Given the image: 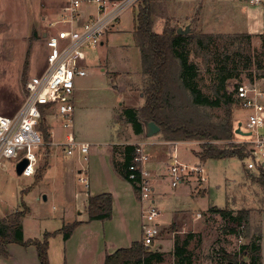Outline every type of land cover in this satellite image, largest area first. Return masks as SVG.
<instances>
[{
    "label": "rangeland",
    "instance_id": "rangeland-1",
    "mask_svg": "<svg viewBox=\"0 0 264 264\" xmlns=\"http://www.w3.org/2000/svg\"><path fill=\"white\" fill-rule=\"evenodd\" d=\"M105 1L109 2L111 0ZM158 2L160 11L163 10V17L160 15L155 17L153 28L157 33H162L166 23L183 29L185 26H189L196 33H226L224 32L227 30L226 25L223 23L225 17L222 14L219 15V20H216V22H207L206 14L204 13L208 11L204 7L205 0L188 2L183 0H158ZM0 3V112L11 115L22 103L25 90L24 83L30 76L38 74L45 67L48 49L46 48L43 34L44 32L52 31L53 22L60 18L61 13L59 11L62 2L61 0H8V2L1 1ZM133 4L130 5L132 6ZM96 6L97 3L95 2H83L81 10L83 7H87L89 9L88 14L92 13L96 16ZM130 7L120 11L117 21L107 27L105 35H109L108 42L104 43L103 46L104 49H106L107 45L110 47L108 61L112 64V67L121 72H127L122 73L117 78L118 84L123 88H126L129 83H132L138 77H142L137 47L134 46L132 37L126 32L133 23L134 11ZM109 9H111V5H108ZM34 32L36 33L35 37L33 36ZM227 34L236 33L230 32ZM261 36H254L250 41V53L254 56V65L250 69L242 70L239 78H237L238 80H231V86L239 83L240 86L253 87L264 92V49L261 43L263 36ZM190 58L198 62L200 67V85L202 90L204 89L208 93L207 86H209L211 81L209 79L210 75L204 71V63L201 62L200 58H194L192 54ZM90 61H87V76L80 77L83 78V87L78 90L79 97L75 99L76 104L73 116V132L76 135V140L88 141L92 144L87 151V159L91 157L93 148L104 147L105 142L111 138L110 134L116 135L115 123L110 115L112 106H117L122 101L123 103L125 101V104L132 103L135 105L138 102H140L139 104L143 102V99L137 93L133 94L131 102H127L125 97H123L114 103L112 98V92L114 91L111 90V86L109 89L107 76L100 71L99 66L94 65ZM76 83L75 88L78 84ZM231 109L233 127L236 128L239 121H241V128L244 130L248 113L237 103L236 96H234V103ZM207 112L212 114V120L215 122L225 115L222 108H210L207 109ZM49 123H51L50 120ZM53 129L55 130L52 136L57 140L63 139V130L57 125H54ZM260 131L264 132V129ZM143 139L140 142L146 143V151L150 153V161L154 159L153 154H157V148H164L165 153L168 155L166 159L168 161L169 158H172V153H175L173 150L175 145L177 150L176 159L179 162L188 163L189 165L198 164V160L194 155V152L201 151L200 141L198 140L167 141L160 131L151 137H144ZM252 141L253 138L241 134H237L234 137L235 143H244L246 148L249 149L250 156L244 159L239 160L231 157L210 160L213 163L212 171H210V167L207 164L205 166L198 165L203 167V172L201 174L193 172V176L188 178L194 190L193 193L196 195L194 197L191 196L190 190H188V188H191L189 184L178 183L173 186L170 185L168 178L163 179L161 184H156V191L160 192L162 190L161 194L166 196L165 200L156 201L161 210L160 213L162 212L163 214L162 218L165 223L171 221L173 210L176 209L189 211L191 216L187 215L186 218L188 220H197L194 223L188 222L186 225L185 215L183 214L181 220L173 222L170 226L162 228V230L160 229L159 237L163 235V238H168V240L163 242L165 244L163 247L164 260L159 264H225V261L234 264L233 260L223 257L224 252L235 255L237 260H242L243 258L245 264H249V258L240 253L241 246L255 239L257 240L259 236L262 253L261 264H264V199L261 188L256 183H251V175H257L259 166L257 169L248 170L252 172L251 174L248 173L249 175L246 171H243L244 173L240 172L244 168L247 169L245 165L252 158L253 150L256 151V158L259 157V149L255 148ZM214 142L222 147L231 141L222 139ZM44 152L42 150V155L37 162L36 173L30 177L18 175L15 172L17 163L15 158L4 160V166H0V217L4 212H9L8 209L15 208L18 211L22 208L24 209V206H28L30 214L25 217L26 220L24 221L28 237L38 234L40 228L49 229L59 225L53 219H57L59 216L63 202L62 195L57 192L55 197L54 195L51 196L52 190L49 188L66 185L67 188L72 189V185H75V189H80H77V192L87 191L78 182L77 170L73 164L80 154L74 152V154L68 155L61 149L57 151L59 153L57 162L54 163L51 169L47 170L44 179L41 182L34 183L41 169H44L47 163L48 154L45 156ZM169 152H171V156ZM87 161L84 158H78L80 164ZM154 174L155 171L152 172L151 177ZM205 185L208 190H203ZM42 187L48 188L47 192L49 191L48 200L44 202L36 200ZM195 190L206 191V194L202 196ZM83 197L85 195L73 200V195L71 194L68 197V202L71 198L74 205L83 213L82 215L86 216L84 208L79 205ZM211 206L227 207L234 211L247 208L251 211L249 225L245 227L241 225L232 233L229 228L233 225L228 223V219H222L219 214L211 212L209 210ZM190 217L191 219H189ZM48 218L52 219L53 223L47 224L45 219ZM111 218L112 215L109 219L101 221L110 220ZM136 218V216L132 215V220L134 221L132 235L135 239L140 237V233L136 229L139 221ZM174 220H176V216ZM56 222L58 221L56 220ZM189 233L192 235L186 246V252L183 254L182 261L181 259L178 260L173 255L174 237L177 236L180 239L179 244L183 245L184 240L188 239ZM78 234L73 238L74 241L69 245V248L64 247L65 255L63 254V256L68 258V264H102L103 259L100 252L110 249V242H106L101 236L98 243L99 249L93 254L91 250L94 248L95 241L91 239L87 241L85 234ZM60 238L62 237L58 236L52 240L53 247L50 250L52 263L50 264H67V259L60 255L62 245L59 241H56L60 240ZM157 243L158 238L150 249H156ZM76 247H80L77 254L75 251ZM8 257L9 253L4 258L7 259ZM0 259H2L1 256ZM1 261L0 264H4ZM7 264H10V262H7Z\"/></svg>",
    "mask_w": 264,
    "mask_h": 264
},
{
    "label": "trees",
    "instance_id": "trees-1",
    "mask_svg": "<svg viewBox=\"0 0 264 264\" xmlns=\"http://www.w3.org/2000/svg\"><path fill=\"white\" fill-rule=\"evenodd\" d=\"M131 8L134 11V43L140 51L139 64L145 81L142 89L144 105L140 108H123V115L132 124L134 132L143 133L144 121L152 120L160 127V133L167 141L198 140L201 151L197 155L202 162L231 157L240 160L250 156L244 143L234 142L237 133L233 127L231 107L240 84H230L231 80H238L242 70L250 69L255 63L254 56L250 53V35L196 33L191 27L188 33L179 34L178 28L168 23L164 25L162 33H157L153 28L155 17H163L158 0H138ZM33 36H36L35 32ZM261 43L264 49V39ZM191 54L194 58L201 59L204 71L210 75L208 93L201 88L200 67L198 62L190 58ZM60 98L57 95L48 102L39 104L41 117L38 128L46 143L51 136L45 112ZM210 108H222L225 115L215 122L212 114L207 112ZM222 139L231 142L222 147L214 142ZM135 147L136 144L124 145L123 160L112 161V166L133 186L138 198L139 187L129 179L128 169L134 158ZM251 180L261 188L264 199V167L259 166L257 175H251ZM87 205L89 221L109 219L112 215V196L109 192L89 196ZM209 210L219 214L222 219H228V223L233 225L229 228L232 233L241 225H249V209L234 211L227 207L212 206ZM28 211L24 206V209L0 218V255L8 256V244L34 245L40 264H50L49 237L61 234L66 240L81 222H67L56 231L44 233L41 239L25 241L22 219ZM191 235L188 234L183 245L179 244L180 239L177 236L174 237L173 255L176 259L182 261ZM259 240L260 236L257 240L241 246L240 253L249 258V264L261 263ZM223 254L225 259L233 260L234 264H245L243 258L237 260L235 255L225 252ZM163 255L160 250L146 248L141 240H136L128 247H119L113 253L106 254L104 264H159L164 260ZM225 264L228 263L225 261Z\"/></svg>",
    "mask_w": 264,
    "mask_h": 264
},
{
    "label": "crops",
    "instance_id": "crops-1",
    "mask_svg": "<svg viewBox=\"0 0 264 264\" xmlns=\"http://www.w3.org/2000/svg\"><path fill=\"white\" fill-rule=\"evenodd\" d=\"M1 1L2 2L3 1L8 2V0H0V2ZM111 1H113V0H111ZM183 1L188 2V1H193V0H183ZM61 2H62V5L60 7L59 12H61V8L65 4L64 0H61ZM0 5H1V3H0ZM204 7H205V9L208 10V11L204 12L206 14L207 22H209V21L216 22V20H219V15H221V14L223 15V17H225L223 23L226 25L227 30H225L224 32H226V33H230V32L246 33V34H249L251 38L254 36H261L262 35L263 39H264V0H262L260 3H251L250 0H205ZM88 10L89 9L87 7H83V9L80 12L82 16H80L78 18L77 23H75L74 25L79 26V24H81V23H83V22H85L91 18L96 17L92 13L88 14ZM214 17H216L218 19H216ZM210 18H212V19H210ZM118 22H119V20H118ZM117 23H116V27L118 25ZM132 28H133V23H132L131 28L127 29L126 32L132 37L133 44H134V46H136L134 43V35H133V29ZM119 30L121 31V29H119ZM49 33H51V31L44 32V34H43V38H45V45H46V36ZM215 34H217V33H215ZM108 36H109L108 34L103 36L104 38L101 39L100 43L97 44V46H95L93 48H89L86 50V59L83 62H81L82 65L87 70V66H88L87 61L89 62V60H91L90 62H93L94 65H97L100 67V71H102V73H104L108 78L109 89L111 86L112 87L111 90L114 91V92H112L113 93L112 98L114 99L113 100L114 103H116L118 100H120V98H123V97H125L127 102H131L133 99L132 98L133 94H137V93H138V95H140V98L143 99V102L141 104H139L140 102H138V104L135 105L132 103L125 104V101H124V103L122 101V102H120V104H117V106H112V111H111L110 115L112 117L113 122L115 123L114 128H115V134L116 135L113 136L112 134L109 133L111 138L105 142V146L99 147V149L97 147L93 148L91 150L92 154H91L90 158L87 159V153L88 152L87 153H80L76 150L74 151V152L79 153L80 155L77 156V159L74 160L73 164H74L75 169L77 170L78 178L82 175L87 177L88 184L85 185L84 183H81L84 186V188L87 189V191L85 190L83 192H77L76 190L78 188L75 189L74 188L75 185H72V187H71L72 189L67 188L66 185L65 186H53V187L51 186L52 188H49L50 190H52V192L50 193L51 196L54 195V197H55L57 192H59L62 195V199H63L62 201L63 202L61 205L62 207L59 211V216L57 219H53V220H55L54 222L56 224H59V225H57L54 228H49V229L48 228H40L38 234H35V235H32L31 237H28L26 235V224H24L25 223L24 221L26 220L25 217L30 214V209L28 206H25V207H27L29 211L25 215V217H23V219H22L23 238L25 241L31 240V239H41L43 237L44 233L56 231V230L60 229L61 226L65 225L67 222H71V221H75V220L80 221L81 224L76 229H74V232L71 234V236L66 238V240H63V238H60V240H56V241H59V243L62 245L60 255L61 256H63V254L65 255L64 247L69 248V245L71 243H73V241H74L73 238L75 237V235L77 233H79L78 235H84L85 234L87 236V239H86L87 241H89V239L95 241L94 248H93V250H91V252L94 254V252L96 253L99 249V244H98L99 238L102 236L105 239V241L110 242V245H111L110 249H105V250H102V252H100L101 257L103 259L102 264H104L106 254L113 253L114 251L119 249V247H128L131 245L132 242H134L136 240H141L140 239L141 238V223H142V221H141V204H139V201H138V198L136 196V193L134 192L133 186H131V184L127 180H125L113 168L112 161L117 162V161L123 160L122 147L124 145H129V144L134 145L137 143H141L140 141L144 140L143 139L144 137L148 138L146 136V134H144L145 129H144L143 133H140V134L135 133L133 130L132 124L127 122L126 116L123 115V108H125V107L140 108L144 105L145 99H144V95L142 92V89H143L142 86H144V83H145L144 77L142 75L141 78L138 77V79L133 80V82L129 83L128 86H126V88L120 87V85L118 84L119 82H118L117 78L122 73H127V72H121L118 69L113 68L112 64L109 63L108 54H109L110 47H108V45L106 46V49H104V47H103L104 43L108 42ZM251 38H250V41H251ZM46 48H47V46H46ZM47 49H48L47 50V53H48L49 48H47ZM137 52H138V56H139L138 58H139V63H140V51H139L138 47H137ZM46 57H47V54H46ZM46 65H47V60L45 61L44 69L39 71V73L36 75H41L42 73H44L46 68H47ZM86 76L87 75L80 76V77H86ZM80 77L75 78V83L77 82L78 84L76 83L77 84L76 88L74 89L72 95L68 98L69 100L72 101V103L74 105V110H75V104H76L75 99H78V97H79L78 90L81 87H83V83H82L83 78H80ZM48 97H49V95H45L44 103L48 102V100H47ZM24 98H25V90L23 92V98L21 101L22 103L17 107V109L14 112H12V114L15 113L22 106V104L24 103L23 102ZM263 102H264V99H263ZM4 115H6V114H4ZM8 116H11V115H8ZM73 116H74V111L72 114V118H73ZM45 119H46V123L49 127L51 139L49 142H47V143L45 142V145L41 146L39 148V150L37 151V154H38L37 162L39 161V158L42 155L41 154L42 150H44L45 156H47V154H48L47 163H46V166L44 167V169H41V172L38 175V178L35 179L34 183L41 182L44 179V176L47 173V170L51 169V167L54 165V163L57 162V157L59 154V153H57V151L59 149H61L63 152L66 153V148L64 145V141L66 139V136H65L66 133L70 130L74 135V132H73L74 118L72 120V126L69 127L70 129L68 127H65L64 126L65 119L62 118L61 115L59 114L57 105H53L50 108L46 109ZM49 120L51 121V123H49ZM54 125L59 126L60 129L63 130V136H64V137H62L63 139L57 140L52 136V133L55 130V129H53ZM119 126H120V129H119ZM75 137H76V135H75ZM82 141L83 140H81L79 142H82ZM84 142H88V141H84ZM91 146H92V144L90 143L89 148H91ZM156 150H157V154L156 153H155L156 155L153 154L154 159L152 161H150V163H148V166H150L148 168L152 172L155 171V174L152 176V186L154 188L153 194H152V200H154V203H156L157 200L159 202H161V200L166 199V196L161 194L162 190L160 192L156 191V188H157L156 184L157 185L161 184V181L165 178H168V180L170 181V177L168 175V166L170 163H168V162H171L173 159V156H174V153H172V158L171 159L169 158V160L167 161L166 159H167L168 155L165 153L164 148H157ZM74 152H73V154H74ZM197 152H194V155L198 160V164H196V165L197 166L198 165L205 166L207 164L210 167V171H212L213 163H211L210 160H215V159H207V160H205V162H202V161H200V159L197 155L198 154ZM169 153L171 156V152H169ZM66 154H68V153H66ZM68 155H72V154H68ZM79 157L84 158V160H88V161L86 163L80 164L78 162ZM181 163H183V162H181ZM183 164H185V163H183ZM185 165L187 166L189 164L187 163ZM189 166H191V165H189ZM202 169H203V167H202ZM35 171H36V168H35ZM243 171H246L247 174L252 173L251 171H248V169H246V168H244L243 170H240V172L244 173ZM240 172H239V174H240ZM199 174H201V173H199ZM239 174H238V176H239ZM30 176H32V175H30ZM192 176H193V172L187 174L186 176L183 177V179L179 183H184L187 185L189 184L191 186V188L190 189L188 188V190H190L189 192L191 193V196L194 197L196 195H194V193H193L194 190L192 188L191 183L188 180V178H191ZM25 177H27V176H25ZM78 182H79V180H78ZM251 183H253V182H251ZM170 185H171V183H170ZM207 188L208 187L205 185L203 187V190H205V189L208 190ZM47 189L48 188H45V187L40 188V193H39L40 195L36 198L37 201H43L44 202V201L48 200L49 191L47 192ZM78 190H80V189H78ZM23 191H25V190H23ZM195 191L202 196H205V194H206V191H199V190H195ZM104 192H109L112 196V204H113L112 205V218L110 220H106L103 222L102 221L100 222L98 220H92V221L87 220L88 197L93 196V195H99L100 193H104ZM71 194L73 195V200L77 199V197H79V196L85 195V197H83L81 199V202H79V205H80V207L84 208L86 216L82 215L83 213L78 210V207L74 205L73 200H71V198L68 202V197ZM43 196H45L46 199H43ZM158 208H159V206H158ZM218 208H220V207H218ZM8 210H9V212H4V214L1 217H5V216L13 214V212L17 211L15 208H11ZM159 211H161L160 208H159ZM173 211L174 212L172 213L171 221L167 222V223H165V221H163L162 212L159 214L157 221H159V227L161 230L164 227L170 226L173 222H175V221L177 222L178 220H181V217L183 214L185 215L184 220H186V225L188 224V222L194 223L195 221H197V220L191 219V217L189 218L191 220H188V218H186L187 215L191 216V213L189 211L187 212L185 210H177V209L173 210ZM132 215L136 216L137 217L136 219L139 221L136 229L140 233V237H137L136 239L132 235V229H133L132 225L134 223V221L132 220ZM175 216H176V220H174ZM194 219H196V218H194ZM45 220H47V224L53 223L52 219L48 218ZM56 220L58 222H56ZM176 231H178V230H176ZM58 236L62 237V235L56 234L54 236L49 237V240H48L49 241L48 258L50 260V263H52V258H50V250L53 247L52 246V240L57 238ZM157 238H158V243L156 244V249L163 252V247L165 246V244L163 242L168 240V238H163V235H161L160 237L158 235L156 237V239ZM259 242H260V253H261V241L259 240ZM79 248L80 247H76V249H75L76 254L78 253ZM7 252L9 253V257L7 259H5L3 256L0 255L2 258L0 260H2L4 264H7V262H10V264H13V262H14V264H40V261L37 257V250H36V247L34 245L24 246V245H21L18 243L8 244L7 245ZM63 258L67 259V264H68V262H69L68 258L66 256H63ZM60 264H62V263H60Z\"/></svg>",
    "mask_w": 264,
    "mask_h": 264
},
{
    "label": "built area",
    "instance_id": "built-area-1",
    "mask_svg": "<svg viewBox=\"0 0 264 264\" xmlns=\"http://www.w3.org/2000/svg\"><path fill=\"white\" fill-rule=\"evenodd\" d=\"M60 18L53 22L52 31L46 36L47 68L41 75L30 76L25 82V98L22 106L11 116L0 113V166H4V160L15 158L16 161L26 159L28 164L22 170L23 176L30 177L36 171L37 151L45 145L44 138L39 131L41 112L39 104L59 95L61 98L57 105L58 112L65 119L64 126H72V114L74 105L68 98L75 89V78L87 74L82 65L86 59V50L100 43L106 33L107 27L117 21L120 11L130 7L138 0L109 1L105 0H64ZM262 0H250L251 3H260ZM83 2L97 3V15L79 26L78 18L81 16ZM108 5L111 9L108 10ZM263 92L253 87L239 86L236 101L248 113L245 131H251L249 136L253 138L255 148L259 149V157L256 151H252L251 160L246 163L247 169L264 167V96ZM70 129V128H69ZM64 145L66 153L73 154L76 150L87 153L90 143L79 142L69 130L66 133ZM177 145V144H176ZM174 156L168 166L170 183L176 186L184 176L191 172L202 173L203 169L197 165H185L176 158V146ZM134 158L129 165V179L139 187L138 201L141 204V242L144 247L150 248L160 233L159 208L152 200V171L148 168L150 153L146 151V143H137ZM80 183L88 184L87 177L80 176Z\"/></svg>",
    "mask_w": 264,
    "mask_h": 264
},
{
    "label": "water",
    "instance_id": "water-1",
    "mask_svg": "<svg viewBox=\"0 0 264 264\" xmlns=\"http://www.w3.org/2000/svg\"><path fill=\"white\" fill-rule=\"evenodd\" d=\"M177 32L179 34H184V33H188L190 27L189 26H185V28H180L177 27ZM242 122L239 121L237 127L235 128L236 133L239 135H245V136H250L252 134L251 131H245L241 128ZM144 129H145V133L147 137H151L152 135L157 134V132L160 131V127L154 122V121H144ZM28 164V161L26 159H22L20 161H18L15 165V172H17L18 175L22 174V170L25 168V166ZM43 199H46L45 196H43ZM228 264H232V262H229Z\"/></svg>",
    "mask_w": 264,
    "mask_h": 264
}]
</instances>
